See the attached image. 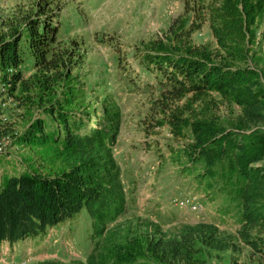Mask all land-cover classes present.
<instances>
[{"label":"trees","instance_id":"trees-1","mask_svg":"<svg viewBox=\"0 0 264 264\" xmlns=\"http://www.w3.org/2000/svg\"><path fill=\"white\" fill-rule=\"evenodd\" d=\"M52 3L15 11L2 22L0 77L21 113L19 122L0 121V137L9 135L12 146L29 154L22 172L0 179V242L42 237L86 209L94 239L103 243L101 262L90 254L86 262L37 264H104L102 256L107 264H209L235 243L216 221L167 230L148 220L104 235L127 205L114 152L120 109L105 106L113 92L104 83L103 117L97 119L89 104L97 86L82 72L85 48L76 38H60L62 22ZM204 24L211 43L194 41ZM114 56L117 72L126 70L120 52ZM133 57L132 65L152 76L144 83L152 94L145 131L168 127V159L178 173L240 225L246 244L262 251L264 0H184L183 13L159 36L136 44ZM114 70L104 69L107 79Z\"/></svg>","mask_w":264,"mask_h":264},{"label":"rangeland","instance_id":"rangeland-1","mask_svg":"<svg viewBox=\"0 0 264 264\" xmlns=\"http://www.w3.org/2000/svg\"><path fill=\"white\" fill-rule=\"evenodd\" d=\"M45 1L53 2L54 10L58 11L57 18L62 22L60 38H76L83 43L86 58L82 72L88 74L84 80L90 79L97 86L89 97L90 106L98 113L97 119L103 117L104 97L100 91L104 83L113 92L105 106L120 109L114 152L121 168L127 205L123 215L108 223L104 235L108 237L110 232L123 234L136 225L144 226L148 220L159 222L167 230L188 221L217 220L220 229L232 235L235 243L227 251L214 253L209 264H230L231 260L242 264H264V248L257 251L246 244L238 235L240 225L231 217L220 215L168 159V127L145 131L152 94L145 90L144 83L146 79L152 80V76L132 65L133 48L141 41L163 33L172 20L183 13L184 0H0V33L4 30L2 22L5 18L15 11H30ZM57 18L53 21L58 22ZM193 38L197 43L214 41L208 24L195 32ZM117 51L126 68L119 72L114 56ZM108 66L115 69L109 79L104 75ZM102 78L103 82H97ZM135 81L139 87L134 85ZM20 113L19 107L12 103L0 105V116H5V122H19ZM88 122L96 124L95 117ZM28 154L27 148L11 145L5 154L0 155V179L4 175L22 172ZM186 196L195 197L201 203L200 208L180 207L178 200ZM95 237L87 210L83 209L72 219L51 228L46 235L17 242L21 253L12 260L9 255L6 258L9 264H18L22 260H28L26 264H37L48 259L86 262L93 254L95 260L101 262L99 254L103 251V243H97ZM102 260L104 264L108 263L103 256Z\"/></svg>","mask_w":264,"mask_h":264},{"label":"built area","instance_id":"built-area-1","mask_svg":"<svg viewBox=\"0 0 264 264\" xmlns=\"http://www.w3.org/2000/svg\"><path fill=\"white\" fill-rule=\"evenodd\" d=\"M14 104L13 99L11 96L7 94V88L5 82L0 77V105L5 106L6 104ZM0 121L5 123V116H0ZM11 147V137L9 135L0 137V155L5 154V152ZM192 198V199H190ZM180 207H188L191 210H198L201 206V203L196 200L195 197L186 196L184 198H180L177 202ZM4 256L1 258L3 263H9L10 261ZM28 260H22L18 264H26Z\"/></svg>","mask_w":264,"mask_h":264},{"label":"crops","instance_id":"crops-1","mask_svg":"<svg viewBox=\"0 0 264 264\" xmlns=\"http://www.w3.org/2000/svg\"><path fill=\"white\" fill-rule=\"evenodd\" d=\"M214 221L217 222V220H214ZM25 241L27 242L28 240H25ZM25 241H19V242H25ZM12 248L14 249L13 251H11ZM4 252H5V257H7L6 255H9L12 260L18 253H21V248L19 247L17 242L12 243V244L7 241L0 242V254H1L0 264H3V261L1 258L3 257Z\"/></svg>","mask_w":264,"mask_h":264}]
</instances>
